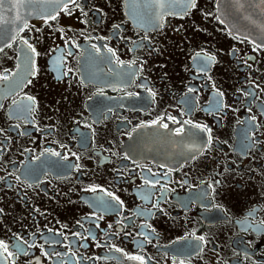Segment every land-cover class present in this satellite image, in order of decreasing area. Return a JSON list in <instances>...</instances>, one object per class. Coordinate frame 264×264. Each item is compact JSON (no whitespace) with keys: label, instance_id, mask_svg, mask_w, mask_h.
<instances>
[{"label":"flooded vegetation","instance_id":"1","mask_svg":"<svg viewBox=\"0 0 264 264\" xmlns=\"http://www.w3.org/2000/svg\"><path fill=\"white\" fill-rule=\"evenodd\" d=\"M127 1L0 46V264H264V42Z\"/></svg>","mask_w":264,"mask_h":264},{"label":"water","instance_id":"2","mask_svg":"<svg viewBox=\"0 0 264 264\" xmlns=\"http://www.w3.org/2000/svg\"><path fill=\"white\" fill-rule=\"evenodd\" d=\"M128 1V15L145 24L159 21L166 13L185 11L190 3V0H144L140 4ZM61 3L63 0H4L0 6V46L29 19L45 16L46 8ZM217 7L229 29L256 42H264V0H218Z\"/></svg>","mask_w":264,"mask_h":264},{"label":"snow or ice","instance_id":"3","mask_svg":"<svg viewBox=\"0 0 264 264\" xmlns=\"http://www.w3.org/2000/svg\"><path fill=\"white\" fill-rule=\"evenodd\" d=\"M195 2H196V0H190L189 7H194L195 6ZM3 3H4V0H0V6H3ZM69 3L79 7V5L77 4V0H63L62 6L64 7L65 10H67V6H68ZM54 19H56L55 15H49L48 17L45 18V22L47 23L48 20H54ZM25 43H27V42L25 41ZM28 47L31 49L32 52H35V49L32 48L31 45H28ZM29 99H33V98H29ZM153 123H157V122L153 121ZM163 127L167 128V125L165 124V125H163ZM200 239H203V238L201 237ZM0 247H4L5 251H7V245H5L3 241H0ZM9 255H11V253H9ZM134 259H140V257H134Z\"/></svg>","mask_w":264,"mask_h":264}]
</instances>
